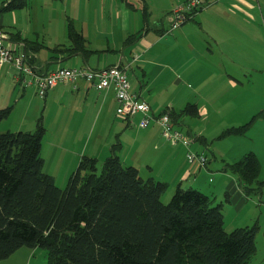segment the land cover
<instances>
[{
  "label": "crops",
  "instance_id": "crops-1",
  "mask_svg": "<svg viewBox=\"0 0 264 264\" xmlns=\"http://www.w3.org/2000/svg\"><path fill=\"white\" fill-rule=\"evenodd\" d=\"M185 1L71 0L59 3L57 18L51 13L41 30L16 27L14 13L10 24L15 31H5L0 16V32L31 57L40 74L59 67L106 69L130 63L132 92L148 103L153 115L166 109L176 114L194 104L196 116L170 120L185 139L194 138L192 151L209 156L204 167L189 166L187 148L164 139L158 124L139 128L140 115L119 118L113 88L98 90L78 80L58 84L40 97L34 84L26 85L11 68L7 72L0 66V74L11 78L17 107L5 131L33 132L40 122L43 171L56 185L67 183L82 156L103 163L116 147L120 161L136 168L143 179L153 178L167 188L189 180V188L221 206L225 225L227 205L238 213L249 194L261 192L247 194L225 166L250 152L257 158L255 144L264 153V141L258 140L264 136L249 131L217 144L209 136L251 123L255 107H249L253 94L243 70L252 65L255 53H264V0H204L192 19L170 30L172 10ZM24 21L31 24L26 14ZM70 26L83 40L81 50L69 38Z\"/></svg>",
  "mask_w": 264,
  "mask_h": 264
},
{
  "label": "trees",
  "instance_id": "trees-1",
  "mask_svg": "<svg viewBox=\"0 0 264 264\" xmlns=\"http://www.w3.org/2000/svg\"><path fill=\"white\" fill-rule=\"evenodd\" d=\"M27 1L9 0L0 11L23 8ZM68 31L81 50L80 35L71 26ZM10 109L0 108V123ZM163 112L175 120L196 116L197 108ZM249 124L224 135L244 134ZM43 134L39 121L33 132L0 133V261L22 247L45 250L46 264H248L255 254L257 224L225 231L221 206L180 185L164 204L167 184L125 166L116 147L100 170L97 159L82 156L65 188L57 187L43 171ZM225 170L247 194L261 190L253 153Z\"/></svg>",
  "mask_w": 264,
  "mask_h": 264
},
{
  "label": "rangeland",
  "instance_id": "rangeland-1",
  "mask_svg": "<svg viewBox=\"0 0 264 264\" xmlns=\"http://www.w3.org/2000/svg\"><path fill=\"white\" fill-rule=\"evenodd\" d=\"M9 0H0V9L5 2ZM71 0H28L26 4V8H18L12 11H0V16L3 18V25L5 31L13 32L15 29L13 25L10 24L11 15L14 13L17 15V25L16 27L20 28V26L26 30L31 29H39L41 30V24H48L50 20V14L53 13L57 18L58 14V4H66ZM106 2V0H105ZM53 4H57L55 7L51 9ZM52 10V11H51ZM25 14L28 15L31 19V24L26 25V21H24ZM55 30V26L52 27ZM49 30V29H48ZM5 44V43H3ZM252 65L247 69L243 70L245 74V78L247 83H249V89L253 94V102L249 105L252 110L254 106V114L251 116V123L247 126L244 134L246 135L249 131L257 134L258 136H264V53L257 55L255 53L254 57L250 60ZM1 67H3V71L7 70L12 71L17 74L15 68H13L10 64L5 63ZM242 71H240V74ZM11 78L3 77L0 74V106L2 108L10 107V114L3 119L0 123V133L5 131V126L7 125L6 121H14L15 114L11 115L13 109H17V107H13V83L10 82ZM18 88V87H17ZM37 98V97H36ZM38 99V98H37ZM21 107L18 106V110ZM17 111V110H16ZM40 116V114L38 115ZM251 127L249 128V126ZM238 127V126H236ZM235 127L226 128L219 135L213 137L209 136V140L214 144L226 142L229 138L242 136V135H224V133ZM243 134V135H244ZM43 139V138H42ZM194 138H192L193 140ZM259 141H264L258 139ZM194 141V140H193ZM255 148L257 149V158L260 164V172L258 174V180L261 181V192L259 195L257 194H249V200L246 202L247 204L243 207V209L236 213L232 210L228 205L226 206L225 198L222 195H217L218 200H223V205H225L226 212V221L224 225V229L227 232H230L235 228V226H252L257 224L258 229L255 234L254 243H255V254L252 256L248 264H264V153L260 150V147L255 144ZM207 156V154H206ZM207 156V160H208ZM102 162H98V169H101ZM188 182V183H187ZM182 182V189H189L190 181ZM62 184V183H61ZM66 183L62 185H57V187L64 189ZM176 186L169 185L166 191L163 193L161 197V202L166 204L175 191ZM236 220V224L234 225V221ZM234 226V227H233ZM47 263V252L41 248H28L22 247L16 250L13 254H11L8 258L1 260L0 264H46Z\"/></svg>",
  "mask_w": 264,
  "mask_h": 264
},
{
  "label": "built area",
  "instance_id": "built-area-1",
  "mask_svg": "<svg viewBox=\"0 0 264 264\" xmlns=\"http://www.w3.org/2000/svg\"><path fill=\"white\" fill-rule=\"evenodd\" d=\"M203 2L204 0H186L176 6L171 13L170 30L192 19L204 6ZM5 63L15 68L20 81L26 85L34 84L40 97H44L50 88L58 84L75 83L78 80L85 81L98 90L113 88L118 104L116 115L119 118L126 119L140 115L139 128H145L151 123L158 124L160 126V134L164 139L171 144L178 143L187 148L185 157L189 166H196L197 168L205 166L207 158L203 154L195 153L190 149L193 140L185 139L181 132L172 127L168 112H163L159 116L153 115L148 103L136 97L132 92L127 77L130 63L114 65L106 69L59 67L46 74H40L34 66L28 64L26 56L20 51V46L10 41L8 36L0 32V66Z\"/></svg>",
  "mask_w": 264,
  "mask_h": 264
}]
</instances>
